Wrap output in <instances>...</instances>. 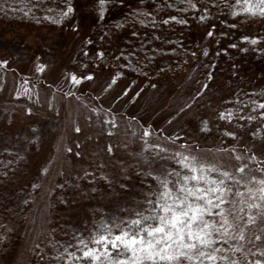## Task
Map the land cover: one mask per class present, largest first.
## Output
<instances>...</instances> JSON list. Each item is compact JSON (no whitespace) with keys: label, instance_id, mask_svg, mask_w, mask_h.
Returning a JSON list of instances; mask_svg holds the SVG:
<instances>
[{"label":"rangeland","instance_id":"rangeland-1","mask_svg":"<svg viewBox=\"0 0 264 264\" xmlns=\"http://www.w3.org/2000/svg\"><path fill=\"white\" fill-rule=\"evenodd\" d=\"M0 3L5 7L0 17H29L37 24L0 19V157L5 151L12 153L19 165L11 183L28 185L21 198L26 200L18 202V209L4 220L16 231L9 264H28L34 247L52 236L58 216L66 221L63 226L72 227L64 232L74 241V235L87 238L99 224L129 219L142 210L148 197L143 182L150 180L145 173L151 170L141 139L145 128L153 133L150 143L167 149L160 156L151 154L153 169L171 171L175 163L180 165L177 152L233 168L261 167L249 157L264 161V120L238 117L250 111L240 101L264 102L253 97L264 91V51H260L264 18L232 16L242 7L233 0L231 12L216 17L221 24L213 27L218 34L215 43L206 46L215 16L207 7H199L200 11L187 7L180 19L193 27L190 40L196 60L158 77L136 79L85 65L91 54H116L118 49L130 54L134 47L124 32L128 27L113 32L100 28L107 15L100 16L98 0ZM69 5L74 12L63 17ZM200 15L207 19L201 21ZM44 21L50 24L38 25ZM181 29L176 30L181 33ZM245 37L260 42L251 45ZM206 47L212 48L208 56L203 55ZM215 49L220 54L212 62ZM73 74L78 78L92 74L94 79L74 85ZM112 78L117 83L109 88ZM124 89H130L126 96ZM228 109L233 111L231 122L219 119V113ZM106 119H114L116 127L103 124ZM205 121L208 130L202 131ZM237 155L242 156L240 161L235 160ZM59 185L66 189L67 205L55 214L54 191Z\"/></svg>","mask_w":264,"mask_h":264},{"label":"snow or ice","instance_id":"snow-or-ice-1","mask_svg":"<svg viewBox=\"0 0 264 264\" xmlns=\"http://www.w3.org/2000/svg\"><path fill=\"white\" fill-rule=\"evenodd\" d=\"M179 2L200 11L193 0ZM98 3L102 17L107 0H98ZM224 3L229 9L233 7L229 0H224ZM235 4L242 7L239 12H231L234 17L243 13L254 18H264V0H235ZM12 11L16 9L13 8ZM3 12L4 3H0V13ZM73 12L74 8L69 5L62 15L67 17ZM24 14L27 16L28 11ZM198 18L201 21L207 19L204 15ZM171 22L182 25L187 23L175 16L161 21L165 25ZM207 36L213 37L214 32L208 31ZM245 40L251 45L260 42L258 38L245 37ZM88 43L91 44V41ZM231 47L236 48L237 45L232 44ZM243 51L246 52L247 49ZM203 55L208 56L209 52L204 51ZM97 56L103 58L104 53L97 52ZM6 63L4 62L5 66ZM208 78L212 79L211 73ZM93 79L92 74L80 78L73 74L70 77L74 85ZM116 83L117 80L112 78L108 87L111 88ZM202 87L207 89L208 85ZM28 91L25 89L24 94L27 95ZM129 91L130 89H124L122 94L126 96ZM240 104L241 107H250V111L246 115H240L239 119L264 120V102L250 100L240 101ZM253 112L258 115H252ZM232 118V109L219 113L221 120L231 122ZM102 123L116 127L114 119H106ZM204 123L202 131H207V122ZM75 131L79 132V127ZM152 135L145 128L141 137L147 168L151 169L145 174L158 185L151 197H145L147 206L130 214L129 219L114 218L99 224L87 238L74 235V243L61 245L57 242L53 260L59 264H264V161L253 155L249 159L261 164L259 169L247 164L233 168L218 165L203 156L177 152L174 156L179 157L177 162L184 169L183 173L153 169L151 154L156 152L160 156L167 149L150 143ZM175 139L179 140L180 137ZM182 147L188 148L190 145L182 144ZM108 150L111 151V147ZM68 151L71 153V148ZM241 159L242 156H235V160ZM8 163L10 165L11 162ZM0 167L3 165L0 164ZM153 172L156 173L154 178ZM3 239V233H0V240Z\"/></svg>","mask_w":264,"mask_h":264},{"label":"trees","instance_id":"trees-1","mask_svg":"<svg viewBox=\"0 0 264 264\" xmlns=\"http://www.w3.org/2000/svg\"><path fill=\"white\" fill-rule=\"evenodd\" d=\"M229 2L232 3L233 0H229ZM193 3L197 5V8H209L211 14L215 16V21L209 23V31H213L214 36L208 37L206 35V46H212V42L215 43L216 40L214 38L218 36L217 31L213 30V27L215 28L221 24V21L216 19V17L222 13L231 12V9L225 6L224 0H193ZM187 7L190 6L188 4H181L179 0H107L104 6V14L107 15V20L100 28L112 30L113 32L116 29L118 31V29L128 27V31L124 32L129 34L128 40L134 46L132 53H122L118 49L116 54L106 52L103 58L96 56V54H91L86 59L85 65H89L92 68L91 70L114 71L136 79L158 77V75L166 73L170 69L179 70L192 60H196V56L192 55L193 52L196 53V49L192 48V41L190 40V38H194L193 27L190 24L182 25L176 22L165 25L161 23L162 20L160 19L161 16L165 15V19L175 16L178 20H182L180 17H182L183 12L185 14L189 10ZM182 9H186V11H182ZM0 19L8 23H30L37 25L29 17L5 16L0 17ZM46 23L48 22L44 21L43 23H38V25L48 26ZM180 27L182 28L181 33L176 30H179ZM173 33L179 37L170 35ZM98 39V41H103L99 37ZM206 49L207 51H211L212 48L206 47ZM215 52L216 54L210 58L212 62L217 59L215 55L220 54L219 50L215 49ZM117 56L122 58L116 59ZM256 96L259 100H264V91H257L253 97L256 98ZM244 102H246V99ZM11 154L9 151H5L0 157V164L3 165V167H0V233H3L4 236V239L0 240V264H9L16 244L14 241L15 227L6 226L4 224L5 217L18 209L16 206L18 202L21 201L23 204L24 200H26H21V198L28 186L26 183L24 186L11 183L14 173H16V168L19 165L18 159L12 157ZM8 162H11L10 165ZM172 170L183 173L182 168L177 163H175ZM143 184H145L143 190L146 191L147 187L148 197H151L152 192L158 187L157 184L153 183V179L145 180ZM62 186L59 185L54 191L53 204L55 214L67 205L64 199L66 189L64 190ZM70 202L71 200H69ZM55 221L56 225L54 226L52 236L46 242L43 241L34 247L28 264H59L58 261L53 260V257L56 255L54 250L56 243L58 242L61 245L74 243V241H70L69 236L64 232L72 227L66 228L63 226V223H66V221L60 216ZM72 250L74 251V249Z\"/></svg>","mask_w":264,"mask_h":264}]
</instances>
